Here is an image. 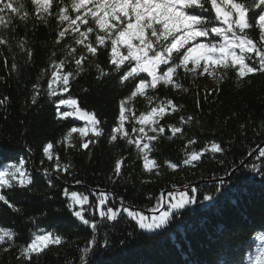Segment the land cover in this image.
I'll use <instances>...</instances> for the list:
<instances>
[{"label":"trees","instance_id":"obj_1","mask_svg":"<svg viewBox=\"0 0 264 264\" xmlns=\"http://www.w3.org/2000/svg\"><path fill=\"white\" fill-rule=\"evenodd\" d=\"M19 2L30 14L34 12L29 0ZM258 13L259 9H252L249 17ZM65 26L66 22L62 25L54 17L45 24L30 15L27 21L14 18L12 30L0 29V34L10 37L11 45V50L0 45V99L7 97L0 105V171L23 160L33 181L26 186L13 181L14 186L0 188V194L10 202H0V229L14 234V243L0 245V264H22L17 259L20 246L48 231L60 235L62 243L49 245L38 261L34 256L36 264H255L259 249L264 247L258 239L264 237V156L259 155L264 151V75L241 80L230 70L224 78L211 76L213 84L209 89L200 77L184 76L179 70L180 78H174L173 84L161 83L155 90L147 89L145 96L132 98L123 127L133 139L139 133L132 129L140 125L132 113L139 117L168 100L177 106L175 112L169 107L159 121L158 126L165 131L152 142L155 150L149 158L160 167L149 173L143 168L142 154L135 143H127L121 134H117L116 141L111 140L120 123L121 100L131 96L140 78H146L141 73L121 83V73L110 63V47L99 49L93 57L83 45L75 44L72 35L56 44L58 32ZM250 35L258 38V30H251ZM20 42H25L24 49L18 46ZM66 45L76 48L73 57L67 59ZM80 55L86 57L83 71L70 78L69 91L50 96L47 86L52 63L65 60L64 72H75L74 57ZM164 68L162 65L161 70ZM148 97H153L151 102ZM68 98L77 99L81 109L96 115L101 122L97 126L100 137L91 131L85 138L73 133L74 146H69L65 137L71 127L84 126L75 124L71 117L58 118L56 104ZM70 110L60 108L61 112ZM181 116L193 119L182 123ZM172 127L184 131L173 134ZM87 140L95 142L84 149L82 143ZM189 140L196 143L188 144ZM213 141L225 149L223 154L205 151ZM48 143L53 145L52 160L44 154ZM192 151L204 155L193 162L195 166L185 165L183 161ZM118 160L123 161L119 177L114 173ZM57 163L61 169L68 165V171L57 173ZM169 163L178 166L173 169ZM253 165L259 170H252ZM221 179L227 180L228 186L214 203L186 212L175 225L158 234L143 232L128 219L103 221L94 233L74 216L68 207L71 201L63 194L67 188L69 193L87 196L84 216L98 221L94 193L110 194L116 201H109L114 208L122 200L124 206L151 215L149 210L161 194L167 197L170 192L183 190L191 195L190 189L195 187L198 198H202ZM76 180L81 183L76 184ZM74 210H80V206ZM93 236L97 245L83 256Z\"/></svg>","mask_w":264,"mask_h":264},{"label":"snow or ice","instance_id":"obj_2","mask_svg":"<svg viewBox=\"0 0 264 264\" xmlns=\"http://www.w3.org/2000/svg\"><path fill=\"white\" fill-rule=\"evenodd\" d=\"M34 6V12L29 13L25 5L19 0H0V29L12 30L13 19L27 21L30 15L36 19L48 22L49 17H54L60 24H65L58 32L56 44H60L67 35H72L75 44L83 45L93 57L99 49L110 47V63L115 66V71L120 72L121 83L129 78L140 77L141 73H147L151 80L140 78L135 84L131 96L122 99L120 102L119 126L114 128L111 140H117V134L126 138L127 143H135L143 158V168L152 173L154 168H159L155 159H150L149 154L155 150L152 142L162 134L165 129L160 127L159 121L167 114L169 107L173 112L177 111V106L171 100L161 102L151 107L146 114L139 117L132 113V118L140 127L133 128V132H138L135 139L130 137L128 131L123 127L126 119L125 112L131 111L128 107L129 101L136 96H145L147 89H157L159 84L171 85L174 78L179 79V70L184 76H209L220 75L224 78L231 70L238 79L244 80L257 74L264 75V0H29ZM252 9H259L258 15L249 17ZM8 16L6 18L5 13ZM75 13L73 16L72 13ZM15 14V15H13ZM254 21V22H253ZM258 30V38H253L250 31ZM90 35L93 36L89 39ZM0 45L8 46L11 50L10 37L0 34ZM18 46L25 48V42H20ZM67 57H73L76 48L66 45ZM123 49V51H122ZM31 55V53H29ZM55 55V53H53ZM84 55L74 57L76 65L75 72H64L65 60L53 62L51 80L48 83V94L50 96L61 95L69 91L70 78L83 71ZM127 65V67H125ZM165 66L161 70V66ZM99 70V65H97ZM123 69V71H122ZM107 75V73H102ZM176 87H183L176 84ZM39 92L33 96L32 103H36ZM151 102L153 97H148ZM207 99V97H205ZM7 97L0 99V105H4ZM67 107L70 111L61 112V107ZM58 118L67 119L69 117L86 121L87 126L71 127L65 139L71 144L73 133H79L81 138L93 132L95 137L101 136V130L97 126L101 123L94 113L81 109L77 99H60L56 104ZM193 117L187 119L181 116L182 123L191 122ZM147 129V131H146ZM173 134L182 133L181 127H172ZM155 135H149L148 133ZM94 140H87L82 143L84 149L89 148ZM195 140H189L188 144H195ZM53 145L48 143L44 148V154L48 160H52L50 150ZM212 153L225 152L220 143L211 142L208 149ZM204 152L192 151L187 154V159L183 161L185 165L201 160ZM264 156V151L259 153ZM57 159H59L57 157ZM123 161H117L114 168L115 176L121 175ZM243 163V161H241ZM169 167L175 169L178 165L169 163ZM57 173L67 172L68 165L63 169L59 163L55 166ZM236 169H232L234 172ZM252 170L257 171L258 166L253 165ZM47 174V169L45 170ZM264 175V173H261ZM156 175H160L159 171ZM231 175V172L228 173ZM13 181L20 186L32 184L30 174L24 168V161L19 164L12 163L6 170L0 171V188L12 187ZM80 184V180L75 181ZM228 186L225 179H221L215 189L198 198V189L193 187L189 191L170 192L165 197L161 194L160 199L149 211L151 215L124 206L123 201L119 202V207H112L109 204L116 203L114 198L106 192L94 193L96 196L95 210L98 212L99 220L86 219L83 205L88 202L87 196H81L76 191L69 193L64 189V196L68 197L71 203L68 204L73 210L75 217L89 226L95 233L98 224L107 222H117L121 219H128L135 222V225L147 233H161L172 227L186 213L196 207L211 204L216 201L218 194L223 193ZM0 202L9 205V200L5 195L0 194ZM75 206H80V210H74ZM13 232L0 229V245L13 242ZM264 244V237H258ZM62 237L51 231L45 234H36L26 246H20L18 260L22 264H36L33 257H41L49 245H61ZM105 240V245H107ZM97 245L95 236L88 242V247L83 249V256H88L90 249ZM11 247V244L8 245ZM8 250L7 247L4 249ZM83 259V258H82ZM255 264H264V247L259 249V254L255 257Z\"/></svg>","mask_w":264,"mask_h":264},{"label":"rangeland","instance_id":"obj_3","mask_svg":"<svg viewBox=\"0 0 264 264\" xmlns=\"http://www.w3.org/2000/svg\"><path fill=\"white\" fill-rule=\"evenodd\" d=\"M195 77H200L202 79V81L206 84V86L209 88V89H212V80H211V76L205 74L203 76H195Z\"/></svg>","mask_w":264,"mask_h":264},{"label":"water","instance_id":"obj_4","mask_svg":"<svg viewBox=\"0 0 264 264\" xmlns=\"http://www.w3.org/2000/svg\"><path fill=\"white\" fill-rule=\"evenodd\" d=\"M76 121H79L80 123H87L86 121L79 120L78 118H75Z\"/></svg>","mask_w":264,"mask_h":264}]
</instances>
